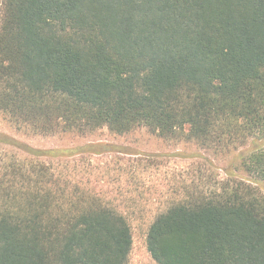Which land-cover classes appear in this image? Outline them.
Segmentation results:
<instances>
[{
    "label": "trees",
    "instance_id": "obj_1",
    "mask_svg": "<svg viewBox=\"0 0 264 264\" xmlns=\"http://www.w3.org/2000/svg\"><path fill=\"white\" fill-rule=\"evenodd\" d=\"M0 114L34 135H185L226 179L155 215L156 264H264V0H0ZM0 133V264H129L127 213ZM108 145L92 147L102 153Z\"/></svg>",
    "mask_w": 264,
    "mask_h": 264
},
{
    "label": "rangeland",
    "instance_id": "obj_2",
    "mask_svg": "<svg viewBox=\"0 0 264 264\" xmlns=\"http://www.w3.org/2000/svg\"><path fill=\"white\" fill-rule=\"evenodd\" d=\"M0 133L50 154L38 159L6 147L10 152L69 172L90 190L112 198L128 214L134 235L129 264H156L147 248L155 215L182 196L184 189L226 179L224 169L237 153L220 155L183 134L163 137L149 128L125 135L114 134L107 127L34 135L16 130L1 114ZM103 145L109 148L102 153L92 151ZM255 186L264 193V184Z\"/></svg>",
    "mask_w": 264,
    "mask_h": 264
}]
</instances>
